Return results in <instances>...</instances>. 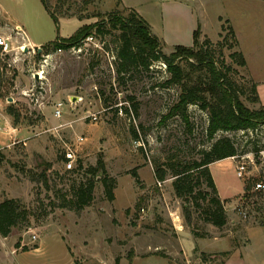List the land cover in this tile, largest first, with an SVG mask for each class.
Instances as JSON below:
<instances>
[{"label": "rangeland", "instance_id": "374dc122", "mask_svg": "<svg viewBox=\"0 0 264 264\" xmlns=\"http://www.w3.org/2000/svg\"><path fill=\"white\" fill-rule=\"evenodd\" d=\"M49 1L58 24L41 0H0V37L12 48L0 51V111L24 130L19 137L23 141L0 150V202L20 199L30 212L28 224L13 229L9 249L1 245L0 264H14L15 256L31 263L35 258L40 264H116L117 258L120 264H226L235 250H243L244 258L236 256L230 264H264V190H256V184L264 182V162L261 153L254 154L264 146V126L255 132L220 131L210 139L209 113L198 105L189 106L188 121L169 116L180 90L167 83L171 76L166 64L155 61L147 68L118 72L121 31L108 19L117 10L125 12L119 0ZM124 2L164 37L168 55L178 40L191 43L200 22L207 35L202 42L211 41L204 49L244 92L245 105L253 110L264 107V0ZM103 21L107 30L93 34L92 41L70 49L46 47L73 36L85 24ZM224 24L233 26L238 43L230 35L224 41ZM28 39L37 46L26 45ZM237 51L244 54L246 66L232 56ZM254 83L257 103L250 100ZM58 102L64 103L61 119L55 117ZM9 109L19 115L17 121ZM80 136L85 141L79 143ZM223 138L232 139L239 158L210 167L228 217L227 225L218 228L204 220L201 208L177 197L175 177L158 181L155 173L168 163L200 160ZM24 141L31 145L26 147ZM69 147L78 158L72 173L64 166ZM100 159L105 175L117 181L115 199L107 197L98 181L91 205L84 211L71 210L67 204L73 198L72 187L86 181L87 170ZM240 162L248 168L243 178L237 175ZM135 168L140 181L131 174ZM92 220L97 222L94 229ZM76 226L87 228V234L77 232ZM182 246L193 253L190 262ZM197 246L219 253L204 257ZM136 251L144 254L133 260Z\"/></svg>", "mask_w": 264, "mask_h": 264}, {"label": "trees", "instance_id": "16d2710c", "mask_svg": "<svg viewBox=\"0 0 264 264\" xmlns=\"http://www.w3.org/2000/svg\"><path fill=\"white\" fill-rule=\"evenodd\" d=\"M41 1L58 24L59 18L50 1ZM86 1L89 3V0ZM121 4L122 0H119L118 5ZM124 9V13L117 10L109 14L108 19L112 27L121 31V44L117 52L120 62L118 72H125L128 67L132 66L147 68L155 61L166 64L171 76L167 83L177 85L180 90L178 101L171 108L169 116L180 115L188 121L189 106L198 105L209 113L208 137L210 139H214L220 131L255 132L259 127L264 126V107L253 110L245 105L241 98L244 92L229 79L228 73L216 64L208 50L204 49V43H211V41L206 38L202 42L200 26L194 31L193 46L177 45L174 47V52L168 55L164 52V42L153 32L150 23L136 10L128 7ZM226 23L229 24L230 21L227 20ZM106 25V21L85 24L73 36L59 38L46 47L49 50H59L81 46L82 41L87 37L93 34H104L107 30ZM226 31L228 34L223 36ZM228 35L238 43L233 26L224 24L221 33L224 41L228 40ZM232 56L241 66L247 65L242 52L237 51ZM252 93L254 96L250 100L255 103L260 102L256 83L253 84ZM136 111H138L137 107ZM9 113L15 117L16 121L18 120L19 115L12 109H9ZM262 151H264V146L255 148L254 154L259 156ZM238 154L232 139L223 138L216 142L210 150L204 151L200 160L181 163L178 166L168 163L165 164L166 167L157 168L156 178L158 181H165L168 175L175 177L173 186L177 197L189 205L201 208L207 223L224 228L228 223L225 202L219 196L210 167L214 163L236 157ZM105 174H107L106 167L103 159H100L97 166L87 170L86 181L72 187L73 198L67 204L68 207L80 212L90 206L94 200V190L98 181L104 184L107 197L114 200L117 181ZM131 174L137 181H140L137 168L131 170ZM250 187L248 185L246 190ZM200 200L206 204H202ZM187 206L184 210L190 216L191 211ZM29 216L30 212L20 199H4L0 202V233L4 237L10 236L14 228L23 223L28 224ZM203 256L206 257L207 254ZM116 264H120L119 258L116 259Z\"/></svg>", "mask_w": 264, "mask_h": 264}, {"label": "crops", "instance_id": "0c3cea01", "mask_svg": "<svg viewBox=\"0 0 264 264\" xmlns=\"http://www.w3.org/2000/svg\"><path fill=\"white\" fill-rule=\"evenodd\" d=\"M174 1H178V0H174ZM122 4L125 7L134 9L132 6H130L127 3H125L124 0H122ZM138 13L142 17H144V18L146 17L143 14H141L140 12H138ZM191 15L194 17V20L196 21V18H195V15H194V12L193 11L191 12ZM146 20L149 22L148 19H146ZM200 24L201 23L198 22V27L199 26L201 27L202 37H206L207 35L204 33V31H202V26ZM150 25L152 26L153 32L155 33L154 26L151 23H150ZM156 35L163 41L164 37H162V35H160V34L159 35L156 34ZM25 42H26V45H28V46H37V44H34L29 39H28V41H25ZM178 42H180V43H176L175 46H177V45H183V44H185V45L189 44V45H187L189 47L193 46V44H194V33H193V36H192L191 43H188L189 41H186L185 43H181L183 41H179V40H178ZM11 119H12L11 116H9L7 113H6V116H3L2 117V113L0 111V150L2 149V147H6L7 146V147L10 148L12 146H16L19 142H21V141L24 140V138H21V139L19 138L21 136V134L24 133V130L22 129L23 127L21 128L19 126L13 125ZM3 120H5L4 123H3ZM24 145L26 147H29V145H31V144L28 143L27 141H24ZM26 149L29 152L28 148H26ZM228 160H232V159L230 158ZM222 199L225 200L224 198H222ZM84 210H82V211H84ZM96 225H97V222L92 220V224H91L92 227L91 228L94 229L96 227ZM76 231L79 232V233H81V234H87L88 229L85 228V227L82 228V226H76ZM9 239H10V236L4 237L0 233V250H2L1 245H5L6 246V250L9 249V246H7L8 245L7 240H9ZM214 239H215V241H217L218 238H214ZM199 240L205 241L204 239H199ZM180 243L182 245V242H180ZM182 248H183V251H184V253L182 255H183L185 261L187 260V262H190V258L193 257V253H190L189 251H187L183 246H182ZM197 248L200 249V253H204V254L214 255L216 253H219L218 250H216L214 248H211L209 246H206V247L197 246ZM17 250L18 249H16V251ZM135 254L136 255L134 256V259L133 260H135L136 256H143L144 253L141 254V253H139V252L136 251ZM243 255H245L243 250L242 251L241 250H235V251H233L232 254L230 255L229 259L227 260V263L226 264H230L231 263V260H233L236 256H239V258L243 259L244 258ZM69 256H70L71 262H72L73 258L70 255V253H69ZM33 257H35V256H33ZM25 260H27V261L25 262ZM11 261L15 262L14 264H40V261L41 260L39 261L38 259L33 258V260H32L33 262L31 263V262H29V259L28 258H24V259L19 258L18 259L15 256V257H12V260ZM7 262H8V260H7ZM115 263H116V260H115Z\"/></svg>", "mask_w": 264, "mask_h": 264}, {"label": "built area", "instance_id": "2783aa9c", "mask_svg": "<svg viewBox=\"0 0 264 264\" xmlns=\"http://www.w3.org/2000/svg\"><path fill=\"white\" fill-rule=\"evenodd\" d=\"M17 31L19 32V34L21 32L23 33V31L20 27L17 28ZM92 39H93V37L89 36L85 39V41L89 42V41H92ZM79 49H81V47H79ZM10 50H12V48H11V44H10L9 40L5 37H0V51L8 53V51H10ZM63 107H64L63 102H58L56 104V110H55V117L56 118L61 119L63 117ZM90 117L94 121L97 120L96 115H91ZM82 141H85V138L80 136L78 138V142L81 143ZM261 157H262L261 161L264 162V151L261 152ZM236 158H239V157H233V159H236ZM77 162H78V158H77L76 152L73 149H71L70 147L67 148L65 151V161H64V166H65L66 170L68 172H71V173L76 171V169L78 168ZM247 169L248 168H247L246 162H240L239 165L237 166V175L239 177L243 178L246 175ZM158 183L161 185V182H158ZM256 190H258V191L264 190V182H258L256 184ZM33 238L37 239L38 237L34 234ZM196 264H207V263L197 262Z\"/></svg>", "mask_w": 264, "mask_h": 264}, {"label": "water", "instance_id": "95a60500", "mask_svg": "<svg viewBox=\"0 0 264 264\" xmlns=\"http://www.w3.org/2000/svg\"><path fill=\"white\" fill-rule=\"evenodd\" d=\"M42 51V48H39V52H41Z\"/></svg>", "mask_w": 264, "mask_h": 264}]
</instances>
